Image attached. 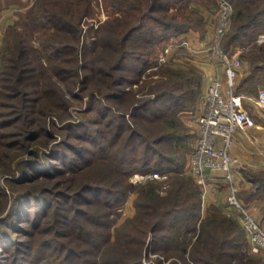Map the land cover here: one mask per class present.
<instances>
[{
	"label": "trees",
	"instance_id": "trees-1",
	"mask_svg": "<svg viewBox=\"0 0 264 264\" xmlns=\"http://www.w3.org/2000/svg\"><path fill=\"white\" fill-rule=\"evenodd\" d=\"M191 1L113 0L123 14L116 18L126 21L119 29L107 18L98 27L107 28L103 35L90 27L88 41L81 21L93 16L92 0H36L25 25L43 35L37 45L29 41L28 31L14 25L5 30L0 106L8 109L0 118V264H145L142 254L149 244L172 257L170 264H188L187 259L195 264H264L240 259L245 231L225 214L214 216L208 208L203 213L201 190L182 171V134L174 120L185 99H193L196 76L171 70L151 86V98L137 99L128 87L157 63L155 43L190 30L195 21ZM228 1L233 13L226 47L239 45V57L250 61V72L235 91L255 95L264 81V39L259 40L264 0ZM111 27L116 35L108 31ZM98 47L118 51L112 67L123 72L113 80L105 72L112 76L106 90L90 93L78 121L69 118L66 102L62 117L53 111L62 89L47 68L71 59L77 64L80 48L88 54ZM31 69L44 82L33 79L21 88ZM53 72L66 80L77 69L63 64ZM30 141L40 146L30 148ZM136 171L174 174L137 186L129 178ZM244 174L252 184L250 194L264 192V171ZM129 190L137 193L135 212L115 225L112 215Z\"/></svg>",
	"mask_w": 264,
	"mask_h": 264
},
{
	"label": "rangeland",
	"instance_id": "rangeland-1",
	"mask_svg": "<svg viewBox=\"0 0 264 264\" xmlns=\"http://www.w3.org/2000/svg\"><path fill=\"white\" fill-rule=\"evenodd\" d=\"M113 0H92L94 4L93 8V16H86L84 15L83 20L81 21L82 31L84 33V38L86 40H90L93 35H90L91 29L90 27L97 29L98 27L101 28V25L105 22L108 18L112 19L111 23L113 27H118L120 29V24H124L126 21L125 19H121L118 21L116 17H120L122 12L121 10L116 9L115 5L112 4ZM36 0H0V57L2 55V50L5 47V43L3 44V36L5 30L11 25L16 26L18 29L22 31H28L27 36L30 37L29 41H31L34 45L39 43L41 39L39 31H32L28 30L25 21L27 18V14L30 10H32L35 6ZM144 6V1L142 2ZM141 5V6H142ZM191 11H193L195 21L194 24L191 25L190 30L185 33H181L177 37H171L162 42L155 43V50L154 56H157V63L155 65L149 66L142 72L140 76H138V80L136 83L130 84L128 87L135 89V98L143 99V98H151L153 96L150 93L154 83L156 80L165 79L167 75L170 74L169 71L172 72H180L183 73L185 76H196L195 80L197 81L195 86V92L192 95L193 99L187 98L186 105L183 109L177 112V121L174 120L179 125V132L182 134L180 138V142L178 145V151L184 157V162L182 165V171L190 176L192 180L195 181L197 184L194 175L188 170V163L190 159V154L194 148V143L197 134V116L202 110L203 107V100L204 94L207 87V80L205 79V72L203 71V65L207 64L206 61L210 60V63H214V58L216 57L215 53H213L212 49L209 47L212 44L211 41V34L215 25L217 23L218 17V0H192L190 2ZM233 7V5H232ZM142 9L145 8L141 7ZM140 12L134 11L131 13L130 19H134ZM233 13V10H232ZM123 15V14H122ZM232 14L230 17L229 27L226 30L222 43L220 47L223 50L229 52L230 48L227 49L226 47V38L228 35V31L231 27ZM108 26V25H107ZM109 27V26H108ZM112 28V30H108L109 32L116 33V28ZM99 35H103L102 30L107 29H99ZM122 31V30H121ZM102 32V33H101ZM189 33L190 39L187 37ZM116 35V34H115ZM264 34H262L263 36ZM96 36V35H94ZM106 37V36H105ZM95 38V37H94ZM97 38V37H96ZM261 38V37H260ZM62 39H65L62 37ZM260 40V39H259ZM80 41V40H79ZM80 42L79 45H81ZM18 45V43H16ZM91 51H88V54L84 51H78V63L76 64L73 59L67 60L66 62L60 61L59 63H52L53 67L47 68V72L50 71V79L55 81V84H59V88L62 89V97H57L54 100L53 104V111L55 112H62L61 116L63 117V102H66L67 108L70 111V119L74 121H78L81 118V110L85 107L86 101L92 91H97L99 89L106 90V85L110 81V74L107 76L105 72H111L113 74V79L120 76L123 72L117 68L112 67L115 62L118 61L119 53L118 51H102L100 47L94 49L90 48ZM230 54V52H229ZM73 57V55H71ZM204 56H208V58L204 59ZM104 58H106L104 60ZM34 62V60H33ZM67 65L71 66L75 70L77 69L76 75H71L66 80H63V77L54 76V68L60 65ZM90 66V67H89ZM33 68V67H32ZM37 69V68H36ZM36 69H31L30 73L27 74L28 78L22 80L20 87L25 88L27 86L28 81L30 80H38V82L42 83L43 77L37 76L35 74ZM33 73V75L31 74ZM101 73H103L102 76ZM100 74V75H99ZM207 74V73H206ZM134 75V74H133ZM135 77V75L133 76ZM207 77V76H206ZM62 78V79H61ZM72 80L74 81L72 83ZM145 80V81H144ZM164 83L160 84V87L163 86ZM74 93V95H73ZM81 97V98H80ZM8 109L7 106H0V118H2L4 111ZM57 116V115H56ZM55 115L52 116L53 118H57ZM60 116V113L58 117ZM179 121V122H178ZM10 128V127H8ZM17 129H15L16 131ZM12 138V137H10ZM29 147L32 148L34 145H39V141H30ZM42 148V147H39ZM23 155H29L28 152H24ZM15 157L14 160H16ZM150 172V171H146ZM136 173L140 172H133L130 175V181L134 185H141L147 182L150 179L144 181H134V176ZM168 175L174 174V172H162ZM159 179V178H154ZM159 179V180H165ZM199 186V184H197ZM166 186V185H165ZM163 186V187H165ZM163 189V188H162ZM200 189V186H199ZM163 192V191H162ZM136 192L134 190H129L128 195L124 203L118 207L117 212L112 215L114 217V224H118L123 221L126 217H131L135 212L134 206V197L136 196ZM203 203V213L205 211H209L210 214L220 217L221 214H225L226 216L230 217L233 224H235L238 228H242L240 222L236 215L233 214L232 208L229 206L227 210L222 209L219 205L216 204H206V198ZM208 208V209H207ZM207 209V210H206ZM244 236L246 239L245 244L241 247V255H239L241 260L250 261L255 259H259L264 262V254H253L248 250V242H247V234L244 232ZM191 239L192 236L189 234L185 239L186 242L188 239ZM149 242L150 241V238ZM147 239V240H148ZM148 242V243H149ZM157 245V243L155 242ZM186 252L188 251L189 245H186ZM220 248V247H219ZM185 252V253H186ZM187 254V253H186ZM211 260L215 261L218 258L214 252L210 255ZM220 256V255H219ZM172 258V257H171ZM169 257H164V255L155 252V249H152L151 245L149 244L147 249L142 254V259L145 264H170ZM236 257H232V261L236 262ZM188 264H195L190 259H187ZM217 260L216 264H219ZM222 261H220L221 263ZM186 264V263H184Z\"/></svg>",
	"mask_w": 264,
	"mask_h": 264
},
{
	"label": "built area",
	"instance_id": "built-area-1",
	"mask_svg": "<svg viewBox=\"0 0 264 264\" xmlns=\"http://www.w3.org/2000/svg\"><path fill=\"white\" fill-rule=\"evenodd\" d=\"M232 10L228 0H218L217 23L211 34L212 44L209 48L215 53V64L222 69L223 76L214 75L207 83L203 107L197 116L198 128L188 170L200 186L203 202L209 189L208 170L221 174L226 189L225 201L235 211L247 234L249 252L264 254V227L238 196V186L234 179V168L238 160L230 151L234 131L254 124L252 115L243 106V94L235 91L240 60L220 47L229 27ZM257 102L264 104V87L258 91ZM166 177V173L150 171L136 173L133 180L136 182Z\"/></svg>",
	"mask_w": 264,
	"mask_h": 264
},
{
	"label": "crops",
	"instance_id": "crops-1",
	"mask_svg": "<svg viewBox=\"0 0 264 264\" xmlns=\"http://www.w3.org/2000/svg\"><path fill=\"white\" fill-rule=\"evenodd\" d=\"M187 37L190 35L186 33ZM260 40L264 35H260ZM190 39V37H188ZM242 48L239 45L230 47V55L238 60L236 84L250 72V61L244 57H239ZM208 56H204V59ZM203 65L205 79L207 83L210 77L214 75L223 76L222 69L214 63ZM207 73V74H206ZM207 76V77H206ZM264 87V81L258 84V91ZM257 94H243V106L252 115L254 124L237 128L234 131L231 154L237 158V164L234 168V179L238 186V196L251 210L254 217L264 227V192L259 194H250L251 181L245 176V171H264V104L257 102ZM204 97V96H203ZM209 189L206 195V204H216L222 209L227 210L229 205L225 201L226 189L222 183L221 174L208 170ZM205 201V200H204ZM235 215V211H233Z\"/></svg>",
	"mask_w": 264,
	"mask_h": 264
}]
</instances>
